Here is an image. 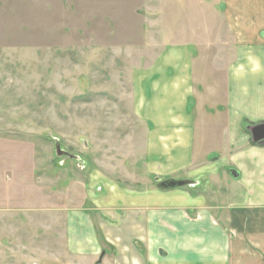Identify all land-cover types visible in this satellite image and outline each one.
<instances>
[{"label": "rangeland", "instance_id": "rangeland-1", "mask_svg": "<svg viewBox=\"0 0 264 264\" xmlns=\"http://www.w3.org/2000/svg\"><path fill=\"white\" fill-rule=\"evenodd\" d=\"M225 2L0 0V264H108L92 202L143 178L139 73L175 48L217 72Z\"/></svg>", "mask_w": 264, "mask_h": 264}, {"label": "crops", "instance_id": "crops-1", "mask_svg": "<svg viewBox=\"0 0 264 264\" xmlns=\"http://www.w3.org/2000/svg\"><path fill=\"white\" fill-rule=\"evenodd\" d=\"M224 14L235 52L217 72L175 48L139 73L143 178L92 202L95 256L114 254L103 263L264 264V144L251 136L264 125V0H226ZM169 180L192 185L158 190Z\"/></svg>", "mask_w": 264, "mask_h": 264}, {"label": "water", "instance_id": "water-1", "mask_svg": "<svg viewBox=\"0 0 264 264\" xmlns=\"http://www.w3.org/2000/svg\"><path fill=\"white\" fill-rule=\"evenodd\" d=\"M252 141L256 144H264V125H257L251 129ZM192 182L169 180L157 185L161 191H169L176 188L191 186Z\"/></svg>", "mask_w": 264, "mask_h": 264}]
</instances>
